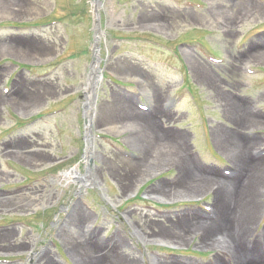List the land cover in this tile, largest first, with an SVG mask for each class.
I'll return each mask as SVG.
<instances>
[{
	"label": "rangeland",
	"instance_id": "374dc122",
	"mask_svg": "<svg viewBox=\"0 0 264 264\" xmlns=\"http://www.w3.org/2000/svg\"><path fill=\"white\" fill-rule=\"evenodd\" d=\"M99 2L94 19L88 0H0V200H21L0 203V264H92L89 247L114 264H264V182L247 172L264 167V0ZM118 103L147 115L145 149L166 165L136 174L144 118L100 113ZM188 175L236 190L179 192ZM242 187L262 203L245 231L230 226Z\"/></svg>",
	"mask_w": 264,
	"mask_h": 264
},
{
	"label": "bare ground",
	"instance_id": "6f19581e",
	"mask_svg": "<svg viewBox=\"0 0 264 264\" xmlns=\"http://www.w3.org/2000/svg\"><path fill=\"white\" fill-rule=\"evenodd\" d=\"M241 8H245V6L241 7ZM98 40V38H97ZM193 59V58H192ZM191 64H192V68L194 69V72H195V75L196 77L198 78L199 75H200V72L202 71V65H201V61H198L197 59L196 60H191ZM97 61L94 60L92 65H91V73L89 74L88 78H87V82L89 84V82L93 83L96 81V79L99 77L96 73V70H97ZM88 87V85H87ZM88 97V96H87ZM88 101L90 99V97L87 98ZM117 102H120L122 99H119V98H116ZM121 103V102H120ZM122 104H119L118 105H111L107 108H103L102 111H100V113L103 115L104 112H113L114 111H117L118 113H121L122 117H123V120H141V119H138V118H144L141 120V124L140 123H135L134 126L135 128L137 129V134L139 135V140L136 141V144L134 145L135 147L138 146L139 149H141V151L143 152L142 153V156H141V159L137 162V166H138V171L136 172V174H139L141 173L142 171H144L145 169L147 170H150V168H153V170H155L156 168L158 167H161L163 165H166V160H164L163 158V153H157L155 155H152L153 152H149L148 150L145 149V143L143 142V138H147L148 136L146 135V130L147 129H150L152 126H150V123L148 121V118H146V114H142L140 113L139 111L137 112L136 110L135 111V116L132 117V118H128L131 114V112H134V111H130L128 108H126L124 105L121 106ZM89 107H90V103L88 102L87 104V108L85 110V115L84 117L86 118V120L88 119L89 117ZM125 109V110H124ZM125 116V117H124ZM128 116V117H127ZM247 120V117L244 116V120H243V123H247L246 122ZM257 120L256 118H254V121ZM147 128V129H146ZM160 139H161V145H162V150H166V146L164 145V141H170L169 138H167V136H165L164 134H158ZM150 138V137H148ZM90 145V141L89 139H86V146L87 148L89 147ZM88 151V150H87ZM186 165H188L186 163ZM253 168L251 169V171L247 170V172L250 173V177L252 178L251 181H263L264 182V167H261L260 165H258L257 161L256 162H253L252 163ZM143 173V172H142ZM192 174V173H191ZM64 176H66V178L69 180V179H74V180H79L80 182H82L83 186L85 185H88L90 179L89 177L85 176V175H82L78 172V170L76 169H72L70 170L69 172H65L64 173ZM209 182H212V183H215V184H218L219 186V189H222V188H229V190H232V191H235L236 189V184L233 182H230L228 180H225V179H214V178H207V177H201V176H197V175H188L187 176V179L183 182V186L182 188L180 189V186L178 188V191L179 192H183V193H186V194H192V193H197L199 190H201L207 183ZM250 183V182H249ZM248 183V184H249ZM228 190V189H227ZM172 192V190H171ZM250 192V191H249ZM246 191L245 187H242L239 189V195H240V198L238 200V202L235 203V205L233 204V207L231 208L232 211L235 210V208L237 207H240V209L242 208V212L243 214L241 213V216L239 217L238 220H233V222L231 223V227H233L235 224V222L237 221V225H240L242 227V230L245 231L248 223H249V220L251 219V217L253 216V214L257 211V209L261 206V202H260V197L257 196V195H254V194H251ZM15 197H12V198H7V199H1L0 200V203H17V202H20L21 200L18 199V200H14ZM238 203V205H237ZM8 204V205H10ZM5 204H1L0 206H4ZM219 205L217 204L216 202V209H219ZM219 215L221 216L222 214L219 213ZM82 219V218H81ZM214 221V220H213ZM213 221H205V220H202L200 221L199 223L201 224H197L198 226H201V227H204L205 230H207V227H211V224ZM76 222H78V225L80 223V221H70L69 222V226H74L75 227V224ZM208 222V225H203V224H206ZM193 225H196V223H192ZM192 224H190L189 226H191ZM187 226V225H186ZM187 226V227H189ZM187 227H181L180 229H178V231H176L175 233H173V235L176 236L177 239H184V237H186V235L189 233V229ZM177 230V229H176ZM88 250L91 252L92 256H93V259L91 257L90 258V261H92V264H114V260L116 259V257L112 256V255H108V257H105L101 254H98V250H96L95 248L93 247H89ZM45 259V258H44Z\"/></svg>",
	"mask_w": 264,
	"mask_h": 264
},
{
	"label": "water",
	"instance_id": "95a60500",
	"mask_svg": "<svg viewBox=\"0 0 264 264\" xmlns=\"http://www.w3.org/2000/svg\"><path fill=\"white\" fill-rule=\"evenodd\" d=\"M91 1H94V0H91ZM93 53L95 54L96 53V49L93 50ZM94 59H95V56H93Z\"/></svg>",
	"mask_w": 264,
	"mask_h": 264
}]
</instances>
